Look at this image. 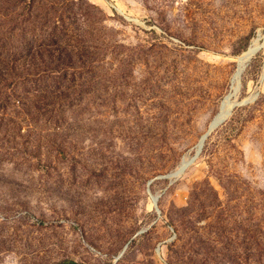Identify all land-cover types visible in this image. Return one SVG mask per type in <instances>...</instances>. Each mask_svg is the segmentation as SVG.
I'll use <instances>...</instances> for the list:
<instances>
[{
  "label": "rangeland",
  "instance_id": "obj_1",
  "mask_svg": "<svg viewBox=\"0 0 264 264\" xmlns=\"http://www.w3.org/2000/svg\"><path fill=\"white\" fill-rule=\"evenodd\" d=\"M258 43L264 0H0V264H264V48L168 177Z\"/></svg>",
  "mask_w": 264,
  "mask_h": 264
},
{
  "label": "bare ground",
  "instance_id": "obj_2",
  "mask_svg": "<svg viewBox=\"0 0 264 264\" xmlns=\"http://www.w3.org/2000/svg\"><path fill=\"white\" fill-rule=\"evenodd\" d=\"M264 48V44H256L251 51L247 52L246 54H244L242 56V58L239 60V71H238V74L235 76V82L233 84V94L230 95L229 97H227L226 99V102L222 108V112L221 114L218 116V118L216 119V122L214 123L213 126H215L219 121L220 123L222 121H226L231 112L233 111L234 109V106H235V103L233 102L234 99L236 98L237 94L239 93V90H240V86H241V81H242V77H243V74L245 72V70L247 69L249 63H251V60ZM236 108V107H235ZM223 122V123H224ZM222 123V124H223ZM212 126V127H213ZM211 127V128H212ZM206 136V135H205ZM206 143V139L204 138L203 141L201 142L199 148L204 145ZM185 164L182 163V165L180 167H182L183 165ZM180 169V168H179Z\"/></svg>",
  "mask_w": 264,
  "mask_h": 264
},
{
  "label": "water",
  "instance_id": "obj_3",
  "mask_svg": "<svg viewBox=\"0 0 264 264\" xmlns=\"http://www.w3.org/2000/svg\"><path fill=\"white\" fill-rule=\"evenodd\" d=\"M257 98V94L253 97V98H250V99H247V100H244L243 102H236L235 103V107H237V106H242V105H246V104H248V103H250V102H253V101H255V99ZM231 115V114H230ZM224 121H222L221 123H220V121L215 125V126H213L210 130H209V132L206 134V136H205V139L207 140L208 139V137L211 135V133L216 129V128H218L222 123H223ZM205 145V144H204ZM204 145H202L199 149H198V151L196 152V154H195V156L194 157H192L191 159H189L187 162H185V164L182 166V167H180V169L179 170H177V171H175V172H173V173H171L168 177L169 178H177V177H180V176H182L185 172H186V170L198 159V157L200 156V154H201V152H202V150H203V148H204ZM152 200H153V206L155 207V209L157 210V200H158V196H156V197H152Z\"/></svg>",
  "mask_w": 264,
  "mask_h": 264
},
{
  "label": "trees",
  "instance_id": "obj_4",
  "mask_svg": "<svg viewBox=\"0 0 264 264\" xmlns=\"http://www.w3.org/2000/svg\"><path fill=\"white\" fill-rule=\"evenodd\" d=\"M249 48L251 49V47H249ZM250 49H249L247 52H249V51H250ZM247 52H246V53H247ZM240 58H241V57H240Z\"/></svg>",
  "mask_w": 264,
  "mask_h": 264
}]
</instances>
